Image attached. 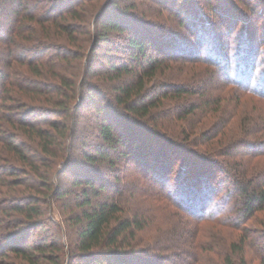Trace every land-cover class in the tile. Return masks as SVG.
I'll use <instances>...</instances> for the list:
<instances>
[{
  "label": "rangeland",
  "instance_id": "obj_1",
  "mask_svg": "<svg viewBox=\"0 0 264 264\" xmlns=\"http://www.w3.org/2000/svg\"><path fill=\"white\" fill-rule=\"evenodd\" d=\"M46 1L0 0V69L5 73V76L0 78V104L5 106L0 107V136L4 132L5 134L9 131L13 132V127L7 120L17 112L16 106L19 105L18 99H20L19 96L21 94L22 100L28 99L29 107L27 109L30 110L29 112L33 111V114H29L30 119H44L45 128L49 126V121L52 120H57L61 124L65 123V117L53 113L57 111V108L48 102L45 93L43 95L36 94L30 99L27 97V95L31 96V94L25 93L26 89L22 87L28 84L27 80L32 78V73L28 71L25 63L22 64L21 59L14 60L13 58L15 57L13 56L14 52L20 54V52L25 53V50L22 49L23 47L15 46L9 42V33L15 24L18 25L16 33H14L15 37L23 29L22 35L17 36L19 43H22L21 36L31 35L29 28L25 30L26 24H34L41 29V24L37 20L42 18L41 15L44 16L47 13L46 7H48L49 2ZM108 5H111L106 12L107 14L109 13L108 16L117 14L125 30H111L107 33L105 39H101L96 43V52L92 56L91 62L92 71L94 72L91 75V82L100 89L98 103L96 101H88L82 93L75 97V104L78 107L77 119H79V125L76 128L74 138H72L74 146L70 161L72 160V162L82 165L83 168L79 166L75 168L71 166L73 163L64 162V160H61L55 167L56 173L53 174L52 179L57 180L62 190L67 192L61 199L56 198V196L52 197V195L45 197L47 194H44V191L36 193L34 189H24L25 186L23 185L11 186L12 190H10L0 180V244L7 242L3 239L4 234L24 229L27 232L20 243L32 245L34 242H40L44 239L48 241L56 240L58 243L55 241L57 244L55 250H51V253L55 254V258H60L58 264H72V262H75L72 261V253L74 244L79 239L78 225L73 223L71 217L75 213L81 212L85 207L81 206V202H83L81 193L84 185L74 187L73 184L77 176L80 178L85 176V174L89 175V170H93L104 175V178L109 182V187L106 191L93 198L94 203L107 199H120L123 204L127 203L125 207L131 208L132 213L138 211L148 217L149 221L145 222V229L139 230L136 233V237L132 238L131 241L126 240L125 246L127 250H133L132 248L135 247L136 252H146V256L152 257V261H155L151 264H221L222 259L228 254L232 256L234 263H237L239 256L234 252V248L230 250V246L233 242H239L241 235L242 237L246 236L244 248L248 264H264V234H262L264 230V210L258 212L251 219L246 220L243 227L239 229L219 224L215 220L198 218L189 208L181 209L176 203L172 202L174 201L173 197H169L168 201L174 205L165 200L155 199L154 193L160 190V185L157 184V181L150 183L148 178L151 177V172H154L157 168L162 175L167 177L172 188L179 189V176L184 173L186 168L184 158H188L187 156L173 154L172 159L169 160L171 164H167L166 161H157L154 157L149 161L146 155L143 156V154L138 158L136 157V160L117 158V154H112V157L116 158L113 168L101 161L92 165L87 163L85 159V155L88 153L94 154L97 144L102 143L101 138L98 136L97 125L99 124V118L95 104L116 106V86L135 82L136 78L134 75L124 74L118 76L111 68L124 64L130 68L137 69V63L142 55L134 48H131L129 43V37L137 34L149 40V44L146 47L149 54H156L159 51L158 48H162L160 46H163L164 50H166L168 47L163 45L165 43L171 44L170 50L167 52L173 53L171 61L167 59L157 75L148 80L150 88L153 89V87L157 88L160 86L165 91L167 90L169 94L161 101L163 102L161 109L157 110L159 116L157 126H163L168 129L173 128L177 132L191 130V128L196 127L193 129V133L189 135V138L190 140L196 139L199 140L198 142H204V145L198 148L208 152L216 150L212 140L208 141L210 135L216 134L218 129H225V131L229 129V137L227 142H225V145H227V143L233 141L234 136H238L241 133L239 129L245 125V122L246 126L247 123H250L251 128L255 126V131H261L256 136H260L259 140H264V133H262L264 129V98L260 95L258 96L260 92L251 94L245 88L240 87V93H235V90H233L236 86L235 84H237L236 82L247 83L248 81H253V84H257V91H261L264 87L258 86L259 82L262 83L264 80V0H89L81 7L79 12L83 15L87 13V10L92 12L93 9L95 11L98 9L94 15L96 18L100 12L105 11ZM34 13L37 15V19L34 17L33 21V18H28V16ZM84 25L85 23H80V26ZM86 28L90 30L89 32L93 36L89 43L90 51V48L96 42V36L94 38V30L91 26ZM85 31L84 27H81L74 34V41L76 42L69 44L73 50L79 49L78 38L83 37ZM37 33L43 38L47 37L44 33H42L43 35L39 32ZM213 38L214 40L215 38L216 40L221 39L222 41L220 42L224 43L222 49L218 52L216 47L212 45L214 43ZM27 42L24 41L23 44ZM54 42L57 45H64L67 40L58 30ZM179 47L185 49V53L179 54L177 50ZM248 47H252L254 53L248 56L249 60L247 63L240 60V54ZM209 50H214L212 55L216 58L213 57L211 59L209 57ZM63 54L64 51L60 50L56 51L54 56L51 53H47L45 57L48 58L47 60L57 56L55 61L63 70L58 68L57 71H53L46 63L43 68L44 75L41 79L48 82L60 80L59 75H57L59 73L60 75L75 77L77 83L80 84L81 78H78L74 71H77V64L82 60L86 61V59L74 58L63 62L59 59ZM133 54L137 57L136 60L132 58ZM241 55L243 59L246 51ZM252 57L253 61H251ZM197 59L200 62L196 63ZM228 63L232 65L230 72H234L233 69L239 65L245 68V65L251 64L255 68H252L253 72L248 71V74L243 75L242 79L238 81L233 73H231V79H229L226 73L228 71L226 66ZM208 65L216 69L217 75L213 76L210 73H206V71H201V66ZM195 74L196 76H194ZM192 76L196 77V87L191 86L192 91L182 95L183 98L180 101L185 102L186 106L181 107L179 99L174 97L173 92L170 90L171 88L168 87L183 84L182 82L186 84L189 82L187 80ZM186 86L188 85L186 84ZM8 92L10 93L8 94ZM11 96H14V98H10ZM37 97H40V99ZM56 98L61 100L63 97L60 94H56ZM217 99H220L221 103H217ZM214 100L216 103L207 106L208 114L207 112H201L202 109L199 107L187 114L191 104H203L204 101ZM117 112V116L120 115L118 116L119 118H116L117 124L121 125L119 126V133L130 142H132L131 138L135 136L137 141L133 144V148L136 151L140 149L143 153L144 150L149 148V152H152L155 156L162 149L158 141L150 140L148 135L138 128H133L131 133H128L126 115L130 114L121 106L117 107ZM242 117L243 119H241ZM244 118H246V121ZM152 122H155V120ZM236 127L238 129L237 132ZM14 132L17 131L14 130ZM186 134L188 135V133ZM186 134L183 133L181 139L186 137ZM219 137L218 135L216 139L213 138L214 142ZM25 139L26 144L32 148L26 149L28 156L32 158L38 155L37 152L33 151L36 146L33 140ZM250 141H254L253 137H250ZM71 143L69 144L72 145ZM222 145L221 148L223 147ZM223 150H227L226 146L223 147ZM0 152L3 153V151ZM2 156L6 159L9 158L6 153H3ZM9 156L13 164L19 167L20 171L27 169L28 166L22 160L17 159L12 154ZM254 156L248 152L239 155L238 159L251 162L252 170L250 174H253L255 167L260 168L258 172L262 169V172H264V155ZM178 157H181L179 161L176 159ZM4 158L0 157V164L11 162V160L5 161ZM149 163H151V169L153 168L154 170L151 171L150 169L147 172L146 167L149 166ZM210 168L198 166L195 170L201 169V171H194L191 177L188 176L193 182L191 185L193 188L204 186L203 176ZM212 169L215 176L211 185L215 188L216 193L218 191L225 193L227 189L231 188L227 184L229 174ZM20 176L25 178L23 174ZM263 176L261 174L259 178L263 179ZM26 177L28 178V176ZM14 178L16 177H9L10 180ZM32 182L33 180L31 179L28 183L31 184ZM181 190L182 188L179 193L182 195ZM221 192L215 199L213 208L222 205L220 201H223L222 198L226 194ZM180 194L177 196H180ZM9 195H14V198H17L16 201L18 199L20 201L24 200L23 198L25 197V203L30 201V195H35L42 200L39 203L40 214L34 216L35 220H40V223H38L39 227L36 225L32 229L34 231L31 232V235L28 234L31 231L28 229L30 223H22L23 220H26L25 216L17 211L10 210L8 212L1 209L6 204L5 200L9 198ZM188 197H190V194ZM231 207L225 208L226 211L231 209ZM28 217L30 216H26V218ZM25 240L28 242L25 243ZM199 258H201V262L198 263ZM54 260L47 258L42 261L44 264H54ZM2 261L8 264H29L26 260L15 256L13 253L0 254V262ZM131 262L130 264H136L134 263L136 261L133 262L131 260Z\"/></svg>",
  "mask_w": 264,
  "mask_h": 264
},
{
  "label": "trees",
  "instance_id": "obj_2",
  "mask_svg": "<svg viewBox=\"0 0 264 264\" xmlns=\"http://www.w3.org/2000/svg\"><path fill=\"white\" fill-rule=\"evenodd\" d=\"M88 1L89 0H47L46 2H49L48 7H46L47 13L44 16L41 15L42 18L40 19L43 20H37L41 24V29L34 24H26L25 30L29 28L31 30V35L21 36L20 39L22 40V43H19L17 36L22 35L23 29L16 37L14 36V33H16L18 28L17 24L13 26V29L9 33V42L11 44L13 43L15 46L23 47L22 49L25 50V53L20 52V54L14 52V60L21 59L20 61H22V64L25 63L28 71L32 73V78L27 80L28 84L23 85L24 87H22L26 89L25 93L31 94V96L27 95V97L30 99L36 94L43 95L45 93L48 102L52 103L53 106L57 108V111L53 113H57V115L66 118L65 123L63 124L57 120L49 121V126H46L45 128L44 119H30L29 114H33V111L29 112L30 110L27 109V107H29L28 99L22 100V94L19 96V105L16 106L17 112L7 120L13 127V132L9 131L8 133L6 132V134L4 132L0 136V151L6 153L9 158H4L2 156L3 153L1 152L0 157L4 158L7 162L11 160L9 163L0 164V180L3 185L10 190H12L11 186L23 185L25 186L24 189H34L36 190V193H42V191H44V194H47L45 197L52 195V197L56 196V198L61 199L67 194V192L62 190V187L57 180L52 179L53 174L56 173L55 167L61 162V160L73 163L71 166L75 168L78 166L82 167V165L74 163L72 160L70 161L72 148L74 146L72 138H74L73 136L76 134V128L79 125V119H77L78 107L75 104V97L79 93H82L84 98L88 101H96V103H98L100 89L96 84L91 82V75L94 74L91 62L92 56L96 52V43L101 39H105L107 33L111 30H125L117 14L108 16L109 13H106L111 5H108L105 11L100 12L96 18L94 15L98 9H96V11L93 9L92 12H90L91 10H87V13L82 15L79 11ZM34 17L37 19L35 13L28 16V18H33V21L35 19ZM80 23H85V25L80 26ZM90 26L94 30V38L96 36V42L89 51V43L93 39V36L89 32L90 30L86 27ZM81 27H84L86 30L85 35L78 38L79 49L73 50L69 44L76 42L74 41V34H76L78 28ZM58 30L67 40V43L64 45H57L54 42ZM37 32L40 34L44 33L47 37L43 38L39 36ZM218 40L219 42H217ZM218 40L215 38L214 43L212 44L216 47L217 52L222 49V45L224 44L220 42L222 41L221 39ZM24 41L28 42L23 44ZM129 43L131 48H134L142 55L137 63V69L130 68L128 65L125 66L123 64L114 68L112 67L111 70L115 71L118 76L132 74L136 78L135 82L116 86V106L95 104L99 118V124L97 125L98 136L101 138L102 143L97 144L94 154L88 153L85 155L87 163L93 165V163L101 161L102 163H106L110 168H113L116 158H113L112 154H117V158L122 157L130 160H136L138 157L142 156L141 154H143V156L146 155V158L149 161L154 157L157 161L163 160L166 161L167 164H171V161L169 160L172 159L173 154L179 156L185 155L184 157L187 156L188 158H184V165L186 164V168L184 169V173L179 176V189L172 188L167 177L162 175L157 168L156 170L153 168L151 169V163L146 167L147 172L150 171V169L151 171L154 170V172H151V177L148 178L150 183L157 181V184L160 185V190L154 193V196L156 197L155 199L169 202V197H173L174 201L172 202L176 203L181 209L189 208L192 213L198 216V218L215 220L219 224L241 229L246 220L251 219L256 216L258 212L264 210V178H259V175H264V172H262L263 169L258 172L260 168L255 167L253 174H250L252 170L250 166L251 162L249 160L245 161L238 159L239 155L248 152L251 153V155H255L254 157L264 155V140H259L258 138L260 136H256L261 131H255V126L251 128L250 123H247L246 126L245 122V125L241 126V129H239L241 133L238 136H234L233 141L225 145V142H227L229 137V129H226V131L225 129H218L216 134L210 135L208 139V141L212 140V144L216 147V150L208 152L199 149V146L204 145V142H198L199 140L196 139L190 140L189 138V135L193 133V129L196 127L191 128V130L177 132V130H174L173 128L168 129L163 126H157V120L159 117L157 110L161 109V106H163V102L161 101L169 94L167 93V90L165 91V89L160 86L157 88L153 87V89L150 88V86H148V80L157 75L167 59H170L169 61H171L173 53H168L171 44L165 43L163 45L168 47L166 50H164L163 46H160L162 48H158L159 51H157L156 54H149L146 50L149 40L145 37H142L139 34L130 36ZM250 49H252V47H248L242 51L243 53L246 51V55H244L242 59L241 54L243 53L240 54L241 61L248 63V56H251V54L254 53V50ZM58 50L64 51L63 56L60 58L58 57L63 62H67L69 59L74 58L86 59V61L82 60L79 62L77 64V71H74L76 76L81 78V81L79 80L80 84L77 83L75 77H68L64 74L60 75L59 73H57V75H59L60 80H51L48 82L47 80L45 81L41 79L44 75L43 68L46 66V63L53 71H57L58 68L63 70L55 61V57L57 58V56L51 59L49 58V60H47L48 58H45L47 53H51L54 56ZM177 50L179 54H183L186 51L181 47L177 48ZM27 51L28 53L30 52V54H28ZM212 51L214 50H209L208 53L211 59L214 57ZM133 55L132 58L136 60L137 57H135V54ZM245 56L247 57L245 58ZM225 58H227V56H225ZM251 61H253V57ZM195 62L198 63L200 61L197 59ZM226 66L228 69L226 73L229 79H231V73H233L238 81L239 79H242L243 75H247L248 71H252V68H255L254 66H251V64L245 65V68L242 66L240 67L239 65L233 69L234 72H230V70H232L231 63H228ZM50 69L48 70L50 71ZM201 71H206V73H210L213 76L217 75L216 69L210 67V65L201 66ZM4 76L5 73L0 69V78ZM194 76H196V74ZM194 76L187 80L189 82L185 80L188 86L182 82L183 84L168 87L171 88L170 90L173 92L174 97L179 99L181 107L186 106L185 102L180 101V99L183 98L182 95L190 93L192 91L191 86L196 87L195 81L197 80H195L196 77L194 78ZM236 83L235 88H233L235 93H240L239 88L241 87L245 88L246 91L251 94L260 92V94L257 93L258 96L260 95L264 98V87L262 90L260 89L261 91H257V84H253V81H248L247 83L242 82L243 84ZM258 86H264V80L262 83L259 82ZM9 93L10 92H8V94ZM56 94L62 95L63 98L61 100L57 99ZM10 98H14V96H11ZM37 98L40 99V97ZM216 101L217 103H221L220 99H217ZM216 101H204L203 104L190 103V110L187 114L193 112L196 107L201 108V112H207L208 114L207 106L216 103ZM2 106L5 107L3 104H0V107ZM120 106L130 114L126 115V129L128 133H131L133 128H138L146 133L150 140L158 141V144L161 145L162 149L155 154L156 157L152 152H149V148L144 150L143 153L140 149L136 151L133 148V144L137 141L135 136L131 138L132 142H130L119 133V126L121 125L117 124L116 118H119L118 116H120H117V107L119 108ZM58 109L60 110L58 111ZM241 119H243V117ZM244 119L246 121V118ZM154 120L155 122H152ZM47 121L46 123H48ZM235 129L237 132V127ZM14 130L17 132H14ZM183 133H188V135L186 134L187 136L182 137L183 139H181ZM262 133H264V129ZM218 135L220 136L219 139L214 142L213 138L216 139ZM261 135L263 136V134ZM250 137H253L254 141H250ZM25 138L33 140L36 144L33 151L37 152L38 155H35L32 158L28 156L26 149L32 148L26 144ZM70 142H72V145L69 144ZM221 144H223V147L226 146L227 150H223ZM10 154L17 159L22 160L28 166L27 169L20 171L19 167L13 164L12 159L9 156ZM179 158L181 157L176 159L179 161ZM198 166L201 168L203 166L211 167V170L209 169L203 176L204 186L196 188V190L191 186L193 182L188 176L191 177V174L194 173V171L200 172L201 169L195 170ZM212 168H214L215 171H222L229 174L227 184L231 188L227 189L225 193H222L221 191L216 193L215 188L211 185L212 179H214L215 176ZM89 171V175L85 174V176L80 178L77 176L74 179L73 184L74 187L84 185L83 192L81 193L83 197L81 206L85 208L71 217L73 223L78 225L79 237L74 244L72 261L75 262H72V264H130L132 263L131 260L133 262L136 261L134 262L136 264L154 263L155 261H152V257L146 256V252H136L135 247L132 248L133 250H127L125 246L126 240L131 241L132 238L136 237V233L139 230L145 229V222L149 221L148 217L145 214H140L138 211L132 213L131 208L125 207L127 203L123 204L120 199H107L94 203L93 198L98 197L102 192H105L109 187V182L104 178V175L94 172L93 170ZM22 174L25 175V178H21L20 175ZM10 176L16 178L10 180ZM26 176H28V178ZM30 177L33 180L31 184L28 183L31 180H29ZM116 180L115 177V181ZM146 182L148 181L146 180ZM149 187L151 188L150 184ZM181 188L182 195L179 193ZM220 192L226 194L224 198H222L223 201H220L222 205L213 208L214 201L217 196L220 195ZM179 194L180 196H177ZM189 194L190 197H188ZM14 197V195H9V198H5L6 204H4L1 209L7 210L8 212L10 210L17 211L25 216L26 220H23L22 223H30L28 229L31 231L28 234L31 235V232L34 231L32 229L36 227V225L39 227L38 223H40V220H35L34 216L40 214L39 203L42 200L38 199L35 195H30V201L25 203V197H22L24 200L21 201L19 199L16 201L17 198ZM229 206H232L231 209L226 211L225 208ZM126 212L127 214H125ZM26 216L30 217L26 218ZM26 232L27 231H24V229H20L16 232L4 234L3 239L7 242L0 244V254L6 255L7 253H13L15 256L26 260L29 264H44L42 260H46L47 258L55 259L54 264L59 263L60 258H55V254L51 253V250L54 251L56 244L58 243L56 240L57 243L55 241L44 239L40 242H34L32 245L22 244L20 241L23 236L26 235ZM262 234H264V230ZM27 242L28 241L25 240V243ZM245 242L246 236L242 237L241 235L239 242L231 243L230 250L234 248V252L239 256L237 263H234L230 254L222 259V263L248 264L244 248ZM195 254L197 253L195 252ZM199 262H201V258H199L198 263ZM0 264L8 263L2 261Z\"/></svg>",
  "mask_w": 264,
  "mask_h": 264
}]
</instances>
